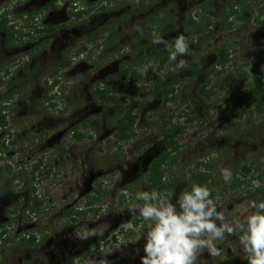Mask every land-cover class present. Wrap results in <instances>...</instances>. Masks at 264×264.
Wrapping results in <instances>:
<instances>
[{
  "label": "rangeland",
  "instance_id": "1",
  "mask_svg": "<svg viewBox=\"0 0 264 264\" xmlns=\"http://www.w3.org/2000/svg\"><path fill=\"white\" fill-rule=\"evenodd\" d=\"M50 1L53 0H0V13L8 8L12 18L10 20H18V24L29 11L39 10L41 15L37 17V24L43 20V24L69 25L60 35L48 41H44L40 34L34 35L33 39L24 38L14 42L9 48L0 46V106L4 104L10 89L20 82L26 84L21 99L10 107L11 116L8 123L12 131H9L8 136L0 133V145L16 143L14 151L7 152L3 148L0 165L7 161L15 167V172H19L21 166L29 170L38 158L45 156L44 164L52 170L54 168L53 173L57 172V177H52L53 174L48 179L41 177L39 183L35 180L27 186L30 188L38 183L41 193L46 195L48 203L43 208L45 211L40 213L45 215L28 222L22 213H19L13 224V228L19 233L26 229L35 232L39 227L45 228L46 231L40 233L38 241L41 243L44 235L47 238L37 249L16 248L11 254L2 253L0 264H105V261L107 264H140V255H137L136 250L142 249L143 241L137 243L136 238L146 230L141 227L145 222L141 220L139 213L131 214L129 209L135 203L137 192L151 189L143 174L148 171L152 159L156 157L157 142L161 141V138L157 136L158 131L153 125L147 131H138V135L128 144L118 147L113 142L106 143L111 142L116 106L99 103L92 98L90 88L97 80H113L110 91L115 97H133V101H127L123 109L131 106L133 102L142 103L147 100L145 106L137 112L136 125L139 126L147 119L148 113L160 108L162 102L161 99L152 98L149 91L127 93V80L134 67H131L129 74H125L128 68L125 64H130L136 58V52H131L132 39L129 37L138 31L142 23L155 20V26L159 28L157 32H151L145 37L143 45L149 44L155 49L163 47L153 43L154 33L169 42L183 35L189 44V53L178 56L172 63H201L199 72L192 81H182L183 78L190 77L192 68L189 71L176 70L175 76L180 81L175 82L179 83L176 85L177 97L167 104V110L175 113L186 108L190 99L196 98L203 74L215 59L214 48L223 41L230 42L236 50L233 56L235 65L248 59L256 61L261 56L264 69V30L255 24L242 23L235 25L231 32H218L215 28L212 38L205 39L203 33L197 37V43H191L189 40L196 36L183 32L186 27L185 19L190 15L200 14L204 7L207 9L204 14L206 17L218 19L227 0H156L152 4L153 8L146 11L139 9L140 0H55L53 5L58 8L56 11L42 10ZM251 1L255 9L263 0ZM86 5L92 6L90 13L96 16V22L100 21L96 23L98 26L109 22L111 26L104 24V27H112L113 32L117 33H113V36L104 28L100 36L95 37L97 40L89 44L88 34L93 31V27L82 25L80 18L73 20L76 12ZM132 6L133 8H128ZM162 8L168 13L162 12ZM87 19L85 17L83 20ZM109 36L114 38L116 46L107 43L106 49L99 54L94 50V44L106 43ZM81 44H87V51L73 59L70 68L58 75L60 85L52 87L48 74L53 71L54 64L61 59L66 49L75 52ZM118 48H123L127 55L117 59L114 51ZM203 54L206 55L205 61L200 58ZM103 57L106 61L102 60ZM155 67L152 62L140 70L144 79L138 86H149L155 82H174L166 71L160 73L155 71ZM167 67L173 68V71L176 68L171 63L166 65V69ZM120 70L122 73H119ZM32 71L34 74L30 73ZM225 76L222 81L214 80L218 90H229L236 82L233 70ZM220 93L208 102L211 110L222 101L225 92ZM45 98H52L51 104L54 107L45 105L36 110L32 108L38 102H45ZM191 110L192 112L188 111L189 114L198 112L193 105ZM122 111L121 109L120 112ZM104 112L108 116H104ZM211 112L212 115L202 126L196 125L199 124L196 122L179 137L185 147L176 157V166L169 167L165 175L163 181L166 187L156 188L155 191H159L157 192L161 198L171 199L175 203L183 192L184 184L174 182L170 175L179 172L185 163L193 158L213 159L210 164L213 179L208 186L211 197L226 218L240 217L242 209L249 201L264 200L253 194L240 196L231 190L225 191L227 183L222 180L220 170L232 169L252 156H256L264 164V127L260 125L259 117L255 116L252 125L237 130L233 135L232 132L228 133L227 126L222 127L215 109ZM77 126L81 128L83 139H75L72 135L73 128ZM226 136H229V140L225 139ZM23 145L25 147H22ZM213 149H219L220 154L212 152ZM116 151L119 154L122 152L123 157L117 158ZM207 152L211 153L206 154ZM97 184H101L102 190L107 192L106 197L100 202L87 201V196L92 197L90 190ZM24 187L25 183H18L17 179L12 180L7 174L0 178V192L8 190L14 195H19L20 201L26 199ZM5 204V201L0 202V222L6 218ZM83 209L88 211L85 218L70 223L71 217L66 211ZM94 210L98 211L96 215L92 213ZM57 216L62 218L58 219ZM134 220H141L138 226H133ZM98 236L103 237L100 247L90 250V239ZM218 247L221 249L219 256H211L205 250L198 256L197 264H248L237 237H228ZM140 254L142 255V252Z\"/></svg>",
  "mask_w": 264,
  "mask_h": 264
},
{
  "label": "trees",
  "instance_id": "2",
  "mask_svg": "<svg viewBox=\"0 0 264 264\" xmlns=\"http://www.w3.org/2000/svg\"><path fill=\"white\" fill-rule=\"evenodd\" d=\"M154 2H156V0H140L138 7L140 10L146 11L153 8L152 4ZM249 2L250 0H227L221 8V13L218 15V19L216 18L213 20L204 15L207 12L206 7H204L200 14L190 15L185 19L186 27L183 32L192 35L193 37L196 36L193 40H189L191 43L194 41L195 44L197 43V37L203 33H205V39L212 38L215 28L218 32H231L235 29V25L245 23L258 25L260 29L264 30V0L260 1L258 7L255 9L252 7V1ZM53 3H55V0L45 4L42 7V10L56 11L58 8H56ZM121 3L124 4L123 2ZM149 3L151 4L149 5ZM128 8H133V6ZM139 9H137V11H139ZM91 10L92 6L89 7L86 5L73 16V20L80 18L82 20V25L93 27V31L88 34L87 42L89 44H93V42L97 40L95 37H99L101 30L104 28L111 35L117 33L113 32L112 27H104V24L111 26L109 22H104L103 25L98 26L96 23L100 21H95L96 16L91 15ZM170 10L172 9L170 8ZM161 11L168 13V11L163 8ZM133 12H135V10ZM10 15L11 13L8 12V8L0 13L1 47L7 46L9 48L13 46L14 42H19L24 38L33 39L34 35L40 34H42L44 41H48L49 39H53L57 35H60L66 30V27H69L67 24H43V20L37 24V17L41 15L39 10L26 13L22 19L19 20L21 21L19 24L17 22L18 20L16 21L14 19V22L11 21L10 19L12 18ZM85 17L88 19L83 20ZM150 21L151 23H142L139 26V31L129 37V39H132V41H130L131 52H136V58L133 59L130 64H125L128 68H126L124 73L129 74L132 69L131 67H134V70L130 72L131 74L127 80V85L129 86L127 93L149 91L152 98L161 99L162 102L160 108L155 112L148 113L147 119L138 126L136 125L138 119L137 112L145 106L148 102L147 100L142 103L133 102L131 106L123 109L127 101H133V97H115L110 91L113 80L107 81L106 79L95 81L90 88V93L92 98L96 99L99 103L107 106L114 104L116 106V110L113 114L115 121L111 142L107 141L106 143L111 144L113 142L120 147L121 144H128L132 141L138 135V131H147L153 125L156 127V130L158 131L157 136L161 138V141L157 142L156 146L158 152L156 157L152 159L148 171L143 174L144 179H146L151 187V191L156 188L161 189L166 187L165 181H163L165 175L169 171V167L176 166V157L179 151L185 147L181 144L179 137H182L187 130L191 129L193 125L196 124V122H199V124L196 125L202 126V123L212 115L211 111L214 109L217 112L219 119H221L222 127L227 126L226 130L228 133L232 132L233 135L236 134L237 130L252 125L255 116L259 117L261 120L260 125L264 127V69L261 65V56L256 61L248 59L246 62L244 61L241 64L235 65L236 62L233 59V56L235 55L236 50L233 49L230 42L223 41L220 45H216L214 48L213 53L215 54V59L210 68L203 74L201 88L196 98L190 99L186 108L181 109L177 113L169 112L167 110V104L177 97L176 93L178 91L176 90L180 83L175 76L176 70L189 71V69L192 68L193 71H191L190 77L183 78L182 80L192 81L195 79L196 73L199 72V65H201V63L193 65L190 61H187L184 62V67L181 68L178 67L179 62L173 64L172 61L169 60L170 50L165 46L155 49L149 46V44L143 45L142 42L145 41V37L151 32H157L159 29L155 26V20ZM90 22L92 24L89 25ZM107 43L116 46L114 38L109 36L106 43L98 42V44H94V50L101 54V52L104 51V48L106 49ZM86 45L87 44L79 45L75 52H72L71 49H66L63 52L61 59L54 64L53 71L48 74L49 81L52 80V87H58L60 85V78H58V75L70 68L74 58L80 57V55L87 51ZM198 53L200 54V52ZM130 54L132 56V53ZM114 55L119 59L126 56L127 52H125L123 48H118L114 51ZM200 58L202 61H205L206 55L203 54ZM102 60L106 61L104 57ZM152 62L156 65L155 71L160 73L166 71L167 75L170 76L172 80L174 79V82H155L149 86H144L143 84L138 86V84L144 79L140 70L145 66H149ZM168 63H171L176 67L174 68V71L172 70L173 68L171 69L170 67H167L168 69H166ZM232 70L236 77V82L233 84V87L229 90H225L224 88L218 90L214 84V80L215 82L222 81L226 77L225 74L232 72ZM30 73L34 74V71ZM119 73H122L121 70ZM177 81L179 83L175 84ZM25 87L26 84L20 82L15 88L10 89L6 94L4 104L0 106V133L3 135L8 136L10 134L9 131H12V129L9 128L8 123L11 116L10 107L16 105L18 100L21 99L20 97L22 96ZM186 87L187 86L185 85L184 89H186ZM221 91L222 93L225 92L222 101L211 110L208 102L214 97L219 96ZM51 100L52 98H45V102H38L37 104H34L32 108L36 110L38 107H44L45 105L54 107V105L51 104ZM192 105L195 106L198 112L189 114L188 111L192 112ZM121 109L123 110L122 112H120ZM36 112L39 113L38 111ZM61 114L63 115L64 112L61 111ZM104 116H108L106 112H104ZM80 129L81 128L78 126L73 128L72 135L75 139H83L81 134L82 131ZM18 136L19 135L17 134L16 137ZM225 139L229 140V136H226ZM15 144L16 143L14 142H8L7 146H5L4 143L0 145V162L2 161V154L4 153L3 148H5L7 152L14 151ZM22 147L25 146L23 145ZM220 150H222V148ZM220 150L213 149L212 152L219 155ZM210 153L211 152H207L206 154ZM121 157H123L122 152L121 154L117 152V158ZM44 161L45 156H42L30 166L29 170L21 166L19 172H15V167L7 161L3 162L2 166L0 165V178L3 174H7L11 176L12 180L17 179L18 183H25L26 185V187H24V196L26 199L22 201H20L19 195H14L8 190L0 192L1 197L2 195H7L10 201L5 206V222L0 223V255L5 252L11 254L16 248L37 249L47 238V236L44 235L42 240L40 238L41 243L38 241V237L41 235L40 233L46 231L45 228L39 227L35 232L26 229V231H23L22 233L17 232L16 229L13 228V224H15L16 218L19 217V213H22V216L25 217V220L28 222H31L35 218L39 219L41 216L45 215H40V213L41 211H45L43 208L48 201L46 195L42 194L41 190L38 188V183L41 177L48 179L52 174V177H57V172L53 173L54 168L52 170L50 166L44 164ZM213 161V159L209 158H202L201 160H194L193 158L190 162L185 163L186 165H184L179 172L171 174L170 176L174 179V182L184 184L183 192L190 191L194 183L206 185L208 187L209 182L213 179V175L210 172V164ZM231 171L233 173L232 180L230 183H227L225 191L229 192V190H231L240 196H252L253 194L264 200V164L260 159H257L256 156L247 158L243 160L242 163L236 164ZM25 177L28 179H25ZM35 180H37L38 183L27 188L29 183H34ZM101 187V184H97L96 187L92 188L90 190L92 197L87 196L86 200L93 202L102 201L106 197L107 192L102 190ZM211 198L213 199V197ZM23 204L24 206H22ZM97 212V210L92 211L93 215H96ZM87 213L88 211L86 212V209L75 210L74 212L66 211V214L71 217L70 223L75 222L77 219H84ZM57 218L61 219L62 216H57ZM140 221L134 220L133 226H138ZM102 239L103 237L99 236L90 239L91 243L89 249L91 250L93 247L99 248Z\"/></svg>",
  "mask_w": 264,
  "mask_h": 264
},
{
  "label": "clouds",
  "instance_id": "3",
  "mask_svg": "<svg viewBox=\"0 0 264 264\" xmlns=\"http://www.w3.org/2000/svg\"><path fill=\"white\" fill-rule=\"evenodd\" d=\"M153 43L168 48L172 62L189 53L183 35L169 42L154 33ZM178 67H184V62L180 61ZM220 176L230 183L233 173L221 168ZM134 199L129 212L139 213L145 222L141 227L146 229L136 238L137 243L143 241L142 249L136 250L140 264H197L205 250L219 256L218 245L232 236L237 237L248 264H264V201H249L240 217L229 219L218 210L211 190L197 183L182 192L175 203L161 198L155 190L139 191Z\"/></svg>",
  "mask_w": 264,
  "mask_h": 264
},
{
  "label": "flooded vegetation",
  "instance_id": "4",
  "mask_svg": "<svg viewBox=\"0 0 264 264\" xmlns=\"http://www.w3.org/2000/svg\"><path fill=\"white\" fill-rule=\"evenodd\" d=\"M1 201H5L6 202V204L4 205V207L10 202L9 201V198H8V196L7 195H2V197L0 196V202ZM2 222H5V219H4V221H2ZM1 223V222H0Z\"/></svg>",
  "mask_w": 264,
  "mask_h": 264
}]
</instances>
